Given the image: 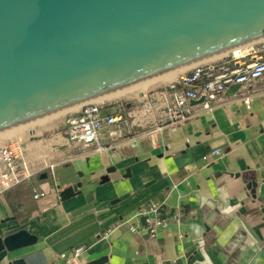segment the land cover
I'll return each instance as SVG.
<instances>
[{"label": "crops", "instance_id": "crops-1", "mask_svg": "<svg viewBox=\"0 0 264 264\" xmlns=\"http://www.w3.org/2000/svg\"><path fill=\"white\" fill-rule=\"evenodd\" d=\"M23 126L1 133L0 143L22 139L34 175L0 195V234L24 229L37 240L0 264H66L58 256L84 243L89 249L73 264L105 250L104 264H215L218 254L222 264H264V78L231 84L223 103L164 128L157 145L140 129L102 133L98 149L72 144L65 129L41 139L17 134ZM212 148L222 154L207 164L202 157ZM72 185L77 193L61 199ZM35 188L46 194L34 198ZM155 200L181 219L152 237L134 214Z\"/></svg>", "mask_w": 264, "mask_h": 264}, {"label": "water", "instance_id": "water-1", "mask_svg": "<svg viewBox=\"0 0 264 264\" xmlns=\"http://www.w3.org/2000/svg\"><path fill=\"white\" fill-rule=\"evenodd\" d=\"M263 39L264 0H0V132ZM36 240L0 234V262ZM87 260L107 263L109 250Z\"/></svg>", "mask_w": 264, "mask_h": 264}, {"label": "built area", "instance_id": "built-area-1", "mask_svg": "<svg viewBox=\"0 0 264 264\" xmlns=\"http://www.w3.org/2000/svg\"><path fill=\"white\" fill-rule=\"evenodd\" d=\"M257 52H260V55L253 57ZM263 78L264 40L255 50L246 48L229 53L218 60L194 66L175 81L151 89L135 102L85 103L79 114L68 118L66 133L72 144H96L98 149H103L99 143L102 133L112 135L116 132L126 133L140 129V132L152 137V142L157 145L160 142L158 135L164 128L183 124L203 111L223 103L231 84H250ZM238 99L246 107H250V95H242ZM221 154L220 148H212L202 158L210 164ZM33 175L34 169L22 139L12 138L0 143V195L30 180ZM45 194L41 189L34 190L36 199ZM134 215L143 220V230L152 237L173 221L178 222L181 219V213H170L165 202L159 200L142 205ZM131 229L135 230L134 227ZM112 230L109 228L100 237H108ZM89 247L88 244H80L57 259L66 264H73Z\"/></svg>", "mask_w": 264, "mask_h": 264}, {"label": "rangeland", "instance_id": "rangeland-1", "mask_svg": "<svg viewBox=\"0 0 264 264\" xmlns=\"http://www.w3.org/2000/svg\"><path fill=\"white\" fill-rule=\"evenodd\" d=\"M170 83L171 82L161 83L156 88L165 86V85L170 84ZM140 94H143V93H139V94L132 93V94H129L123 98L115 99L112 101H106V102H112V103L116 102V103H123V104L135 102L136 100L140 99L143 96ZM73 110H76V109H73ZM73 110H67V111L59 112L60 114L56 117V119L52 123V125L49 126L48 128H43V127L37 126L40 130L39 133H36V134L33 133V135L29 134V129L32 127V125L41 124V123H43L44 120H49L48 118H50L51 115L44 117V118H41V119H38V120H35V121H32L30 123L24 124L23 130L20 132L18 131L19 133H17V134H20L24 131L22 136L31 137L32 139H41V138L47 137L51 134H54L57 132H62V131H64V129L66 130L67 120H68L69 116H71V114L72 115L75 114ZM53 115H55V114H53ZM17 128H20V126L6 130L4 132L5 133L10 132L11 130H14ZM12 136H14V135H11L10 137H12Z\"/></svg>", "mask_w": 264, "mask_h": 264}, {"label": "bare ground", "instance_id": "bare-ground-1", "mask_svg": "<svg viewBox=\"0 0 264 264\" xmlns=\"http://www.w3.org/2000/svg\"><path fill=\"white\" fill-rule=\"evenodd\" d=\"M248 45H246L244 47H241V48H237L238 50L234 49L236 51L231 50L229 53H233V52H237L239 50L246 49ZM218 59H220V58H218ZM218 59H215V60H218ZM215 60H212V61H215ZM209 62H211V61H209ZM191 68L183 70V71H180V72H177V73H174V74H171V75H168V76H165V77H162V78H159V79H156V80H153V81H150V82H147V83H144V84H141V85H138L136 87H133V88H130V89H127V90H124V91H121V92H118V93H115V94H112V95H109V96H106V97H103V98H100V99H97V100H94V101H96V102H100V101H104V100L105 101H111V100L123 98V97H125V96H127L129 94H132V93H136V94L143 93V94H140V95H145V94H147L148 91H150L151 89L156 88L161 83L175 81L178 77L183 75L186 71L190 70ZM78 107L79 106L71 108V109H68V110L77 109ZM65 111H67V110H65ZM59 114L60 113H56L55 115H51L50 118H48L49 120H44L43 123H41L42 124L41 127L48 128L49 126H51L52 123L55 121L56 117ZM21 126H23V125H21ZM3 132H0V134L3 133ZM0 141H1V135H0Z\"/></svg>", "mask_w": 264, "mask_h": 264}]
</instances>
